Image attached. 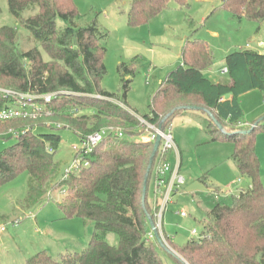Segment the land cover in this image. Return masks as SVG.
Listing matches in <instances>:
<instances>
[{"label": "trees", "instance_id": "trees-1", "mask_svg": "<svg viewBox=\"0 0 264 264\" xmlns=\"http://www.w3.org/2000/svg\"><path fill=\"white\" fill-rule=\"evenodd\" d=\"M7 1L10 13L38 46L24 50L16 27H0V87L18 93L65 94L46 105L49 115L38 117L36 128L50 129L49 133L35 134L34 125L26 128L31 119L0 123V138L9 140L15 136L9 134L10 130L20 133L17 142L0 153V187L26 172L30 186L27 204L31 206L38 205L49 192L65 187L66 194L58 203L63 216L81 219L93 227L89 244L82 252L55 259L40 251L27 264H164L157 251L161 246L154 234L150 237L153 232L147 216L156 222V202H160L148 200V183L160 163V153L152 159L154 143L107 137L89 157L90 166L68 179L59 178L60 163L56 159L63 140L54 131L60 129L71 130L80 140L111 127L121 128L127 137L143 132L137 118L140 115L127 102L135 68L120 64L121 90H103L107 51L101 42L107 34L96 24L86 28L74 25L80 16L74 0ZM171 1L132 0L129 24H150L169 8ZM174 1L180 6L185 4V0ZM222 9L238 21H255L258 25L264 22V0H224ZM213 61V51L205 40L186 39L181 64L153 87L149 113L142 117L168 131L181 112H204L205 131L211 141L234 144L231 161L239 177L248 179L250 186L240 190L231 204L216 203L207 213L198 239L176 249L166 237L180 257L168 255L175 264H264V184L257 154V132L263 128L264 118L251 126H240L244 114L239 103L242 95L256 90L264 98V54L241 48L229 53L225 58L227 78L221 82L205 75ZM9 101L1 96L0 109ZM89 108L95 110L91 116L74 112ZM214 121L229 129L220 130ZM112 143L118 145L111 147ZM202 183L221 193L206 177Z\"/></svg>", "mask_w": 264, "mask_h": 264}, {"label": "rangeland", "instance_id": "rangeland-1", "mask_svg": "<svg viewBox=\"0 0 264 264\" xmlns=\"http://www.w3.org/2000/svg\"><path fill=\"white\" fill-rule=\"evenodd\" d=\"M131 1L74 0L80 14L74 20V25L86 28L96 24L107 34V38L101 42L107 51V75L101 83L103 90L110 93H119L121 90L120 64L135 68L136 74L132 77L127 102L142 116L149 113L148 101L153 87L164 81L167 74L181 63V49L186 39L200 38L207 41L213 51L214 61L206 75L212 74L211 77L216 79L218 73L222 79L227 78L222 75L225 58L234 49H248L249 46L248 50H264L257 47L259 42L264 46V24L259 33L256 32L258 23L255 21L244 20L239 24L228 11L222 9L224 0H185L183 6L172 0L169 8L150 24L137 27L131 26L128 20ZM0 5V27H16L24 50L38 46L29 31L10 13L8 1L2 0ZM42 54L48 60L43 51ZM242 101L243 127L264 118V98L260 91L249 92ZM74 112L91 116L95 110L89 108ZM31 120L26 128H31V125L36 128L39 119ZM206 122L207 115L197 110H186L172 120L170 130L179 146V154L170 152L167 161L173 165L180 163L186 183L172 195L163 227L159 229L164 243L171 249L166 237L176 249L191 239H198L204 230L207 213L216 203L231 204L240 190L250 186L248 179L239 177L231 161L234 144L223 140L211 141L210 134L205 131ZM50 131L40 127L34 133L46 134ZM54 132L63 140L56 153L61 179L73 163L74 147L80 148L81 140L69 129ZM16 142V136L9 140L0 138V153ZM117 145L112 143L111 147ZM257 152L264 181V126L257 132ZM204 177L221 193L217 194L202 183ZM29 187L26 172L0 187V264H27V260L40 251H46L55 259L61 255L82 252L89 244L93 227L81 219H66L63 216L58 203L65 196L66 191H63L66 188L49 192L38 205L31 206L27 204ZM148 187V200L154 203V173ZM182 212L187 217H182ZM2 228L4 232H1ZM193 231L197 235L193 236ZM111 240L114 242L115 237L111 236ZM157 251L164 264H175L162 248L158 247Z\"/></svg>", "mask_w": 264, "mask_h": 264}, {"label": "built area", "instance_id": "built-area-1", "mask_svg": "<svg viewBox=\"0 0 264 264\" xmlns=\"http://www.w3.org/2000/svg\"><path fill=\"white\" fill-rule=\"evenodd\" d=\"M226 72L227 70H225ZM62 94L65 93L55 92L37 95L32 93H18L13 90L0 88V97L2 96L10 100L4 108L0 109V123H6L12 120L34 119L43 115H49L50 112L46 110V105L51 104ZM137 118L143 130L138 135H130L127 137L121 129L111 127L81 139V147H74L75 157L73 163L66 170L63 178L68 179L70 175L88 168L90 166L89 157L95 151L96 147L107 137L128 138L130 141L136 143H155L158 135H161V144L158 150V153H160V163L155 169V202L157 199H160V202H156L157 212L155 214V224L161 230L172 195L176 192V189L184 186L186 181L180 172V163L176 162L175 165H172L167 161L170 152L179 154L171 130L160 131L158 127L150 124L145 118L141 116H137ZM240 126L243 125L240 124ZM9 134L18 137L20 133L16 130H10ZM159 194H161L160 198L158 196ZM180 215L182 217L187 216L184 212L180 213ZM4 231L5 229L2 228L1 232ZM153 234H150L151 238ZM192 235H197V232L193 231Z\"/></svg>", "mask_w": 264, "mask_h": 264}, {"label": "water", "instance_id": "water-1", "mask_svg": "<svg viewBox=\"0 0 264 264\" xmlns=\"http://www.w3.org/2000/svg\"><path fill=\"white\" fill-rule=\"evenodd\" d=\"M173 113H174V112H172L171 114H169V115L163 120V123H165L166 120H167V119H168ZM208 115H209V114H208ZM212 119H213V118H212ZM261 121H263V119H261L260 122H261ZM214 122H215V124L218 126V128H219L220 130L225 131V128H224L222 125H220L217 121H214ZM159 130L162 131V126H160ZM160 144H161V135H158L157 140H156V142L154 143V155H153V158H152V159H154L156 153L158 152L159 147H160ZM152 164H153V160H151V164H150V166H149V168H148L147 179H148L149 173H150V171H151V169H152ZM146 191H147V184H145V186H144V194L146 193ZM143 201H145V197L143 198ZM146 214H147V213H146ZM147 216H148V220H149V224H150V227H151V229H152V232L154 233V235H155V237H156V239H157L159 245L161 246V248H163L167 253H169V254H174V255L177 256V254H175V252H174L169 246H167V245L164 243V240L162 239L161 234H160V232H159V229L157 228V226H156V224H155L153 218H152L150 215H148V214H147Z\"/></svg>", "mask_w": 264, "mask_h": 264}, {"label": "crops", "instance_id": "crops-1", "mask_svg": "<svg viewBox=\"0 0 264 264\" xmlns=\"http://www.w3.org/2000/svg\"><path fill=\"white\" fill-rule=\"evenodd\" d=\"M235 19V18H234ZM237 20V19H236ZM238 21V20H237ZM244 20H242V21H238V23L239 24H241L242 22H243ZM264 24V22L261 24V25H258V30L256 31L257 33H259L260 31H261V28H262V25ZM214 36V35H213ZM200 39V38H199ZM204 40V39H203ZM206 41V40H205ZM207 42V41H206ZM258 47V49H263L264 48V46H261V42H259V45L257 46ZM248 49H249V46L247 47ZM236 49H239V48H236ZM236 49H234V50H236ZM233 50V51H234ZM233 51H231V52H233ZM252 51H255V52H258V53H260V54H264V50L263 51H258V50H256V49H253ZM230 52V53H231ZM229 54V53H228ZM227 54V55H228ZM181 60V59H180ZM181 64V63H180ZM179 64V65H180ZM210 69H208L207 71H205V75L207 74V72L209 71ZM225 70H226V63H225V67H224V72L222 73V75L224 74L225 76H226V74H225ZM209 73V72H208ZM219 75H218V78L216 79L215 77H211V76H213L212 74H210V76H207L210 80H212V81H214V82H221V81H226V79H222L221 77H219L220 76V73H218ZM251 93V92H250ZM247 94H249V93H246V94H244V95H242L240 98H239V103H240V106H241V109L243 108V105H244V103H243V99H244V97H245V95H247ZM229 99L231 98V96H229L228 97ZM129 105V104H128ZM130 107V106H129ZM131 108V107H130ZM132 109V108H131ZM133 111H135L134 109H132ZM242 111H243V109H242ZM200 112H202V111H200ZM204 113V112H203ZM139 114V113H138ZM243 114H244V111H243ZM140 115V114H139ZM207 115V114H206ZM140 116H142V115H140ZM229 129V127H227L226 128V130H228ZM177 145V144H176ZM177 149H178V152H179V146L177 145ZM257 154H258V152H257ZM259 156V155H258ZM261 162V161H260ZM173 165V164H172ZM262 169V168H261ZM180 172H181V170H180ZM261 176H262V174H261ZM263 180V179H262ZM264 182V181H263ZM187 217V216H186Z\"/></svg>", "mask_w": 264, "mask_h": 264}]
</instances>
